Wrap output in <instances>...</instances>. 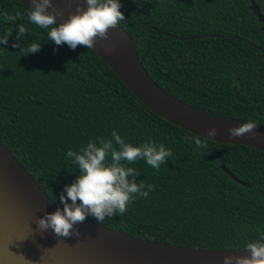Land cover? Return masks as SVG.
<instances>
[{
    "label": "trees",
    "instance_id": "obj_1",
    "mask_svg": "<svg viewBox=\"0 0 264 264\" xmlns=\"http://www.w3.org/2000/svg\"><path fill=\"white\" fill-rule=\"evenodd\" d=\"M256 1L264 14V0ZM119 2L120 25L163 90L201 112L264 127V24L250 0ZM30 10L0 0V35L12 32L0 45V141L55 203L63 207L61 194L81 174L67 152L115 130L133 146L163 143L172 156L158 171L124 162L139 174L130 180L155 188L101 225L193 248L264 242V152L202 137L207 146L198 148L196 135L146 107L93 49L49 41L50 29L32 24ZM22 24L27 34L17 39ZM30 43L41 49L25 55Z\"/></svg>",
    "mask_w": 264,
    "mask_h": 264
},
{
    "label": "water",
    "instance_id": "obj_2",
    "mask_svg": "<svg viewBox=\"0 0 264 264\" xmlns=\"http://www.w3.org/2000/svg\"><path fill=\"white\" fill-rule=\"evenodd\" d=\"M19 1L32 7L31 0ZM250 3L251 10L264 24V14L257 1L250 0ZM53 4L64 11L63 17L57 18L59 23L69 19L78 5L87 8L85 0ZM262 31L264 33V26ZM108 35L110 42L102 40V44L104 51L109 47L114 49L112 53L105 51L112 58L110 61L92 49L152 112L202 138L250 146L264 152V135L258 134L264 127L257 126L255 139L250 138V133L240 138L230 137L228 130L235 123H246L213 116L182 103L150 77L137 50V40L120 24L110 29ZM115 53H120L123 60L118 62L113 58ZM156 88L179 106L168 105L157 98ZM188 110L193 114H187ZM213 127L218 135L208 137L207 131ZM223 169L238 180L227 168ZM57 210L62 211L63 207L48 196L0 141V264H223L225 256L250 255L246 248L205 249L150 241L87 220L74 225L79 236L75 233L69 237L57 236L52 229L41 231L37 220Z\"/></svg>",
    "mask_w": 264,
    "mask_h": 264
},
{
    "label": "clouds",
    "instance_id": "obj_3",
    "mask_svg": "<svg viewBox=\"0 0 264 264\" xmlns=\"http://www.w3.org/2000/svg\"><path fill=\"white\" fill-rule=\"evenodd\" d=\"M85 3L86 9L78 6L66 22L59 23L57 18L63 17V9L56 8L52 0H31L29 20L39 28L50 29L47 33L49 41L58 46L67 44L73 50L78 46L92 49L98 38L108 40L109 30L116 28L125 17L120 11L122 5L119 0H85ZM4 18L11 22L16 20L15 16L7 13ZM26 34V27L20 25L17 39ZM11 35V30L0 35V45H6ZM40 49V43H30L22 52L25 55L35 54ZM105 51L112 53L114 49L109 47ZM255 129L256 124L248 122L230 128L228 133L232 138L244 137L250 133V138L255 139ZM217 135L218 130L215 127L207 131L208 137L214 138ZM193 142L198 148L207 146L199 135L193 137ZM171 156L172 151L163 143L157 144L149 140L138 147L133 146L115 130L111 133V139L101 138L99 145L95 141H89L79 151L69 150L67 157L78 167L81 174L71 186L65 187L66 195L61 194L59 199L63 210L46 213L37 220L40 230L52 229L57 236L62 237H69L73 233L79 236L80 233L74 229V225L84 222L88 216L102 224L106 217L123 215L128 205L134 203L138 197L147 198L155 188L154 185H145L144 181L137 184L134 178L130 180V177L139 174L134 168L126 167L124 162L132 164L144 160L158 171ZM69 200L71 204L68 203ZM261 239L264 240V237ZM246 250L250 255L225 256L223 264H264V242H249Z\"/></svg>",
    "mask_w": 264,
    "mask_h": 264
},
{
    "label": "bare ground",
    "instance_id": "obj_4",
    "mask_svg": "<svg viewBox=\"0 0 264 264\" xmlns=\"http://www.w3.org/2000/svg\"><path fill=\"white\" fill-rule=\"evenodd\" d=\"M52 1H54L53 3H61V4H63V5H66L67 4V1L69 2V0H52ZM79 6V5H78ZM65 7H67V6H65ZM68 19H66V20H61V23H64V22H66ZM108 42H110L109 41V39H108ZM103 41L101 40V39H97V42H96V44H95V46H94V49L102 56V57H104L107 61H110L112 58L111 57H109L107 54H106V52L104 51V49H103ZM117 58V60H118V62H120V61H122L123 59L121 58V54L120 53H115L114 54V56H113V58ZM124 68V67H123ZM155 91V94H156V96H157V98H159V99H162L163 101H165L168 105H174V106H179L174 100H172V99H170L169 98V96H167L166 94H164L162 91H160L159 89H155L154 90ZM186 113L187 114H189V115H192L193 114V111H191V110H188V111H186ZM239 126H241V124H238V123H235L234 125H233V127H239ZM254 131H256V130H254ZM258 134L259 135H264V130H262V129H259V131H258Z\"/></svg>",
    "mask_w": 264,
    "mask_h": 264
}]
</instances>
